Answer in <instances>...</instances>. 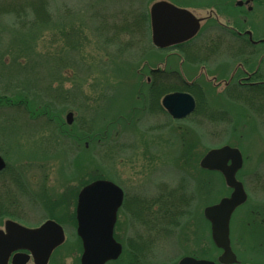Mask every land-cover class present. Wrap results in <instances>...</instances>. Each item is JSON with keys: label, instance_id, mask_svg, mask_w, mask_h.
I'll list each match as a JSON object with an SVG mask.
<instances>
[{"label": "rangeland", "instance_id": "374dc122", "mask_svg": "<svg viewBox=\"0 0 264 264\" xmlns=\"http://www.w3.org/2000/svg\"><path fill=\"white\" fill-rule=\"evenodd\" d=\"M167 1L206 17L212 12L203 5H221L224 0ZM152 2L0 0V99H18L33 115L44 107L61 122L73 112L81 132L99 133L108 123V127L113 124L109 146L97 144L91 152L90 144H85L91 153L84 155L60 131L45 127L43 119H32L24 108L0 107V154L7 162L0 174V190L5 197H0V208L10 206L16 217L30 218L39 225L49 215L41 207L62 195L65 188L72 185L77 192L71 204L75 212L81 189L107 179L126 193L116 235L125 241L128 255L141 259L136 264H178L193 254L212 260L217 250L210 243V228L203 213L229 190L218 174L200 170L197 164L212 148L231 144L242 152L245 166L239 179L244 180L251 203L237 212L234 225H244L233 230L240 241L251 245L252 230L257 228L250 210L264 206V126L244 103L224 104L230 111L225 120L195 114L177 121L163 111L153 115L148 105L143 108L149 97L148 101L141 99L139 83L148 90L152 70L168 69V57L176 60L174 69L182 67L183 77L191 82L198 75L218 71L215 64L208 69L181 65L178 51L153 46L150 20L148 26H137V16L148 17ZM8 4L17 7L19 16L4 13ZM255 16L252 20L259 25L257 33L264 34V9ZM204 30L196 44L210 46L215 35ZM165 91L160 99L172 92ZM213 107L217 110L219 104ZM63 128L71 133V127ZM72 132L76 133L75 127ZM188 143L195 144L190 151ZM65 174L76 181L69 183ZM16 175L22 180L9 179ZM153 201L157 204L150 214ZM166 209L167 215L163 214ZM143 216L146 222L160 225H142L137 218ZM3 220L6 217L1 218L0 225ZM252 222L250 230L244 232L242 228ZM73 228L67 230L69 238ZM257 239L260 242L261 238ZM149 241L156 244L153 252H148ZM236 250L244 261L264 260L259 250L242 246Z\"/></svg>", "mask_w": 264, "mask_h": 264}, {"label": "flooded vegetation", "instance_id": "af4514ba", "mask_svg": "<svg viewBox=\"0 0 264 264\" xmlns=\"http://www.w3.org/2000/svg\"><path fill=\"white\" fill-rule=\"evenodd\" d=\"M228 7L233 9H229ZM202 8L210 9L212 13L206 17H198L201 19V28L197 36L187 42L170 47L168 50L178 51L179 54L182 55V59L179 57L181 65L185 64L188 66H201V68L208 69V67L212 68L215 64V69L218 71L211 77L208 76L207 73H204L206 77H204L203 74L198 75L196 80L191 82L181 75L182 67H179L180 70L174 69V67H176V60L173 62V60H171L172 57L166 58V65L168 69L164 71H156V69L152 70L151 79H149V112H152L153 115L157 111H163L167 114V111H164L162 106V98L156 102L154 101L151 94L152 91L154 95V91L159 85L156 80L160 79L162 80L161 82H164L166 85L179 84L181 87L188 86L195 91L197 96L189 91L178 90L190 93L195 98L196 109L192 115L203 114L205 117L216 115L218 117L221 116L220 118L225 120L224 118L230 116V111L225 108L224 104H228L230 106L234 103H244L246 108L249 109L248 111L250 113L262 120V124L264 126V34L257 33L259 30V25L256 21L252 20L253 17H256V11L259 10L262 12L264 9V0H224L221 5L219 2H216L208 6L203 5ZM203 28H205L204 32H212L213 35H215L214 38L212 37L210 40V46L196 44L198 38L203 34ZM224 56H226L228 60H224L226 57L222 59ZM207 81L212 83V85L209 86ZM198 100H202V106L204 108H199ZM211 104L213 106L214 104H219V107H217L216 110V108ZM51 116V119L48 120L49 118L46 119L45 116L39 115L34 120L43 119L46 124L51 125L54 129L60 131L57 123L54 120L55 118H58V116H55L54 114ZM229 121V123H231V119ZM63 123V126H65L67 121ZM108 125L109 123L99 132L101 133V140L106 142L105 147L109 146L108 144H110L112 141L109 139V133L112 134V127H108ZM134 128L131 127L130 130H133ZM66 138L70 140L71 143V138ZM194 146V143H188L187 149L190 151V149H192ZM227 146L233 148L235 147L231 144ZM196 150H198V148ZM244 166L245 161L243 163L242 169L237 174L238 179L240 174L243 172ZM216 174L224 179L220 172H216ZM11 177L18 178L16 176H10L9 179L11 180H13ZM18 180H22L20 175ZM10 181H8L9 184ZM68 181L70 183L71 178H68ZM242 181L245 185L244 180ZM22 185L25 186L23 183ZM245 189L248 195L247 201L236 209L232 215L230 223L231 247L237 256V263L235 264H264V260L262 259H257L252 262L244 261V259L240 258L241 256H239L236 250L237 246H242L243 249H249L250 251L259 250L260 254L264 253V212L259 211L260 208L264 210L263 205L262 207H255L254 210H250L251 215L256 217L255 225L258 229L252 230L255 232L252 236V244L247 245L243 239L240 241V235H237L238 232H236V229L240 225H244L242 224L243 222L239 226L234 225V221L238 215L237 212L240 209L247 208L251 203V198L249 196L250 194L247 191L246 185ZM232 193L233 190L229 189V194L226 195V197L231 196ZM2 196L5 198L3 192L0 190V197ZM50 201L51 202L47 206L41 207L43 212L48 213L49 215L48 219L39 225H37V223L33 224L30 218L16 217L17 212L12 211L10 206L0 208V213H3L4 217H6V220H4L3 224L0 225V230L6 228V221L8 220L19 223L29 229H36L46 221L53 220L63 227L66 238L62 245L56 247L51 252L49 259L45 264H81L84 246L83 241L77 235V217L75 215L76 213L71 208V204L74 203V200L71 199V188H65L64 192H62V195L60 194L59 196H55V199ZM125 203L126 193L123 205L117 214V223L114 233L116 241L121 245L122 252L116 261H112L107 264H130L129 262L136 264L137 262H141V259L137 255L130 256L127 254V245H125V241L116 235L118 228L117 225L120 221V212L122 208L124 209ZM149 209L151 212L150 214H154V212L151 211L153 207ZM17 210H19V208L15 209V211ZM36 215H39L38 210ZM137 220H139L142 225H146L149 228H151V224L157 226L155 223L146 222L145 216H143L141 219L137 218ZM253 224L254 222L246 224L242 230H250V227ZM71 226L74 227L73 229H75V232L73 234L71 233V238H69L70 233L68 234L67 230L68 228H71ZM233 227H236L235 231L233 230ZM209 228H211V226ZM209 233L210 243L217 250V255L212 260L218 264V258L222 255L223 251L217 248L214 244L211 229ZM257 237L261 238V240H259L260 242H257ZM155 245L156 244L154 241H149L147 246L150 251L148 252H153L155 250ZM35 250H37V248ZM7 264H44V261L43 259L37 261L32 250L25 247L12 252L8 258Z\"/></svg>", "mask_w": 264, "mask_h": 264}, {"label": "water", "instance_id": "95a60500", "mask_svg": "<svg viewBox=\"0 0 264 264\" xmlns=\"http://www.w3.org/2000/svg\"><path fill=\"white\" fill-rule=\"evenodd\" d=\"M150 16L152 41L161 49L193 39L201 28V19L194 13L167 0L156 1L150 9ZM163 106L172 117L182 119L195 110L196 102L191 94L176 92L164 97ZM67 120L69 124L73 123V112L67 114ZM242 166L241 151L230 146L210 150L200 162L202 169L220 172L226 186L233 190L231 196L204 210L205 218L211 224L213 242L223 251L217 261L220 264L237 263V256L231 247L230 221L236 209L248 198L243 183L237 179ZM5 168L6 162L0 156V172ZM123 201V190L111 181L97 180L81 190L77 207V231L85 250L82 264H106L121 255L122 248L114 238V228ZM5 231L0 230V264H7L13 251L25 247L32 250L37 261L43 259L45 264L51 252L65 241L63 228L54 221H48L35 230L8 222ZM179 264L216 263L185 257Z\"/></svg>", "mask_w": 264, "mask_h": 264}, {"label": "trees", "instance_id": "16d2710c", "mask_svg": "<svg viewBox=\"0 0 264 264\" xmlns=\"http://www.w3.org/2000/svg\"><path fill=\"white\" fill-rule=\"evenodd\" d=\"M152 1H154V0H152ZM17 7H15L14 5H10V4H8L7 5V7L5 8V10H4V13H6V14H15L16 16H19V11L16 9ZM137 17H139L138 18V21H137V26H138V28H139V26H141L142 24L145 26L146 24H147V26H148V23H149V12H148V17L146 16V15H141V16H137ZM142 25V26H143ZM137 26H135V27H137ZM142 26L140 27V28H142ZM139 28V29H140ZM157 81V83H159V85H158V87L155 89V91H154V95H153V93H152V91H151V94H152V96H153V99L156 101V102H158L159 101V99H160V95L165 91V89L167 88V89H169V90H171V91H175V90H183V91H189V92H191L192 94H195V96H197L196 95V93H195V91L193 90V89H191V88H189L188 86L187 87H181V88H178L177 86H175L176 84H170V85H166L164 82H161L162 80H160V79H158V80H156ZM171 85H173V86H175V87H172V88H168V87H170ZM175 88V89H174ZM166 92V91H165ZM148 97H149V95H148ZM198 102H199V108H204L203 106H202V100L200 101V100H198ZM23 105V103H21V104H19V102H18V99H9V97L7 96V97H4V98H2V99H0V107H4V108H8V109H17V110H20V109H22V108H24V110L27 112V113H29L30 115H31V117H32V119H35L37 116H39V115H42V116H45V118L47 119V118H49L48 120H50L51 119V113L46 109V108H44V107H41V109L40 110H38V112L39 113H36L35 115H33V114H31L30 113V110L28 109V107H23L22 106ZM38 114V115H37ZM209 117V119H212L210 116H208ZM55 120V122L57 123V125H58V127H59V129H60V132H61V135H62V137L63 136H65V137H68V138H71V144L75 147V149H77V150H79L80 152H82V153H84V155H88V153L90 154L92 151L91 150H93V148L97 145V144H99V146L101 145V133H94V132H81L78 128V126L76 127V122L71 126V133H69V132H65V130L63 129V122H61V119L60 118H55L54 119ZM49 127V126H51V125H48V124H46L45 123V127ZM76 128V133H73L72 132V129L73 128ZM87 142H89V144H90V146H91V149H90V151L89 150H87L86 148H84L83 146L87 143ZM53 144L55 145V144H57V143H55V142H53ZM80 146H81V148L82 149H80ZM73 170V169H72ZM65 177H68L66 174H65ZM18 180V179H17ZM73 181H76V179H72L71 178V182H73ZM85 181V180H84ZM87 183V182H86ZM76 191L73 189V187H72V185H71V199L73 198V199H76L75 198V195H76ZM155 204H157L155 201H153V203H151L150 204V206L152 207V206H155ZM150 207V208H151ZM169 214L168 213V210L166 209L164 212H163V214ZM4 217V214L3 213H0V220H1V218H3ZM163 218H165V216H162V219ZM157 224H160V223H157Z\"/></svg>", "mask_w": 264, "mask_h": 264}]
</instances>
